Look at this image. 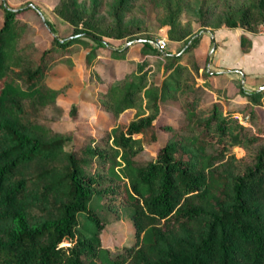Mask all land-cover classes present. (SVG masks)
<instances>
[{"label": "trees", "instance_id": "obj_1", "mask_svg": "<svg viewBox=\"0 0 264 264\" xmlns=\"http://www.w3.org/2000/svg\"><path fill=\"white\" fill-rule=\"evenodd\" d=\"M184 3L60 0L52 10L70 32L38 48L26 35L25 8L0 0V264H264V89L235 81L243 103L211 98L181 59L204 25L254 31L264 0H200L195 18L182 22ZM149 17L167 26L169 40L185 38L180 53L136 35ZM106 37L139 39L135 70L99 77L90 69L108 62L100 48L113 60L129 51ZM83 48L90 78L105 81L103 89L88 82L94 106L113 120L99 135L56 129L65 85L45 83L54 63ZM149 53L162 59L159 80L147 77ZM130 109L131 119L115 122ZM234 147L247 155L236 158ZM94 199L114 219L129 209L128 243L102 244L106 221L88 207ZM79 212L94 222L92 232L77 231Z\"/></svg>", "mask_w": 264, "mask_h": 264}, {"label": "rangeland", "instance_id": "obj_2", "mask_svg": "<svg viewBox=\"0 0 264 264\" xmlns=\"http://www.w3.org/2000/svg\"><path fill=\"white\" fill-rule=\"evenodd\" d=\"M4 1L11 7L25 8V10L20 13V15L27 20L26 35L28 38L33 40V43L38 48L47 46L52 35L64 36L68 34V32H70L71 26L69 22L64 17L59 16L52 10L54 4H57L58 2H60V0ZM184 1L185 3L181 8L182 22L185 21L186 18H195L198 12L197 8L200 0ZM29 2L33 5H27V3ZM29 6H31L33 9L27 8ZM35 6L37 8V11L40 12L41 16H39V14L36 12V8L34 9ZM1 15L2 10H0V17ZM43 20H48L51 29L46 25V23L43 22ZM194 27H197V25H194ZM209 27V25H204L202 28H200L198 34L201 35L203 32H206L207 30L203 29L206 28L209 30ZM166 29V25L156 26L152 18L149 17L147 29L140 31L139 34L136 35L148 36L151 37L154 41H156L157 39H163V50L169 51L179 49L184 43L185 38L179 40L178 44L173 43L174 41L172 42L167 38ZM252 32H260L264 35V22L258 23L255 30ZM105 39L108 42L109 46L120 49L127 45L128 50L131 52H128V55L125 53L126 57H124L123 59L113 60L108 58V52L105 48H100L99 51L101 56L103 58H106L108 62L102 60L96 61L90 69L95 71L99 77H102L105 74L109 77H116L119 76L124 70H135L137 64L141 60V42L139 43V41H133V39H130L129 41L132 42L124 45V43L128 41V39L120 40L111 37H106ZM148 43L154 45L153 42L149 41ZM210 47V45L206 47V50L204 51L205 54H203V56L198 60L202 72L206 69L205 59H207V56H209L211 53L209 52ZM86 50V48H83L80 51H74L67 58L69 60L63 59L54 63V65L48 70L46 74L45 83L54 88H59L65 85L63 90L56 96V102L62 107L63 110V114L59 122L55 123L56 129H74V131L79 134L91 133L99 135L101 134L104 127H110L113 124V120L112 117L105 113L101 108L94 106V97H92L89 92L88 82L90 81V79L96 80L97 86L103 89L105 87V81H100L95 77L90 78L89 72L91 71L85 67L83 59ZM188 53H184L183 57L186 54L188 55ZM146 58H148L151 63L147 71V77H154L155 79L159 80L162 77L163 67L161 57L158 54H154V56L150 55ZM186 58L187 56L184 57V60H186ZM253 59H256V64L259 62L261 64L264 61V49L261 46L257 47V49L255 50ZM191 64L193 65V63ZM262 64H264V62ZM208 68H210V66ZM223 73L225 74L223 76L224 78L232 81L230 84L226 85L227 87L220 85L222 87L217 90L220 97L227 98L228 96H230L233 90L237 89L238 85L235 81H240L241 77L239 76V74L231 73L229 71H224ZM242 80V83L240 81L241 86L248 90L255 89V87L257 86H253V84L249 86V83H247V81L245 82L243 78ZM234 99L235 100H230L231 104H241L244 101V98L241 97H235ZM73 104H78V109L75 116L71 117L68 112L70 111V108ZM133 111V109L124 110L121 114L118 115V117L115 119V122H127L133 117ZM173 113L174 111L172 110L170 113H168V115H173ZM238 119L241 121L244 120L242 116H238ZM232 152L234 153L236 158H243L248 153V151L243 147H234ZM88 207H93L94 210L105 217L106 224L101 231V241L103 245L110 246L112 244H125L131 240L132 227L128 208L122 207L120 209V216H118V219H114V212L110 209H107L102 204L101 200L94 199L91 203H88ZM83 213L84 212H79L77 214V231L82 234L92 232L94 229V222H91L87 217L84 216Z\"/></svg>", "mask_w": 264, "mask_h": 264}, {"label": "crops", "instance_id": "obj_3", "mask_svg": "<svg viewBox=\"0 0 264 264\" xmlns=\"http://www.w3.org/2000/svg\"><path fill=\"white\" fill-rule=\"evenodd\" d=\"M242 35L245 36L247 42L245 48H241L240 45V37ZM211 36L213 40H211ZM178 42L179 41H174L173 43L178 44ZM209 45L211 46L209 49L211 53L207 56V59H205L206 72H202L198 60L205 54L204 51ZM260 46L264 49V35L260 32H252L242 27H209L208 31L199 35L194 46H192L190 50L184 52H189L188 55H185L187 56L186 60H184L185 56L183 57L184 53L181 59L185 61L189 73H191L195 79L196 85H201L206 88L209 96L215 98L218 95L217 89L222 86L227 87L226 85L230 84L232 81L223 77L225 75L223 73L224 71L239 74L241 77L240 79L243 78L245 82L247 81L249 86L252 84L253 86H258L264 82V64H262L264 61L261 64L260 62L256 64V59H253L255 50ZM184 47L185 45L182 44L179 49L169 51L178 54ZM128 52L130 51L126 52L127 55ZM150 55L154 56L153 53H149L147 57ZM191 63H193L194 66ZM209 66L210 68H208ZM204 83L207 84L206 87ZM235 97L244 98L237 93V89L233 90L228 100H235Z\"/></svg>", "mask_w": 264, "mask_h": 264}, {"label": "water", "instance_id": "obj_4", "mask_svg": "<svg viewBox=\"0 0 264 264\" xmlns=\"http://www.w3.org/2000/svg\"><path fill=\"white\" fill-rule=\"evenodd\" d=\"M27 5H33L32 3H27ZM202 30V29H201ZM203 30H207L208 31V29H206V28H204ZM139 39H137V38H135V39H133V41H138ZM211 40H213V37L211 36ZM129 42H132V41H126L125 43H124V45H126V44H128ZM154 46V45H153ZM155 47V46H154ZM157 48V47H156ZM158 49V48H157ZM158 50H160V49H158ZM240 81H241V83L243 82V80L242 79H240ZM255 89H264V83L263 84H261V85H258L257 87H255Z\"/></svg>", "mask_w": 264, "mask_h": 264}, {"label": "built area", "instance_id": "obj_5", "mask_svg": "<svg viewBox=\"0 0 264 264\" xmlns=\"http://www.w3.org/2000/svg\"><path fill=\"white\" fill-rule=\"evenodd\" d=\"M153 44L158 49H162L163 45H164V41H163V39H157L156 41L153 42Z\"/></svg>", "mask_w": 264, "mask_h": 264}]
</instances>
